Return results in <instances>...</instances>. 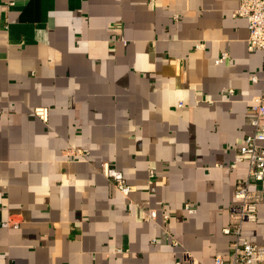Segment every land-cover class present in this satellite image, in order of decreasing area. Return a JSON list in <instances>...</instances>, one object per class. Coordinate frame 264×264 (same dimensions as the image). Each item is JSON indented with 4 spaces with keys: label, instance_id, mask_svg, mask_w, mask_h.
<instances>
[{
    "label": "crops",
    "instance_id": "obj_1",
    "mask_svg": "<svg viewBox=\"0 0 264 264\" xmlns=\"http://www.w3.org/2000/svg\"><path fill=\"white\" fill-rule=\"evenodd\" d=\"M237 6L0 0V264H173L184 252L228 263L222 228L246 177L237 147L264 89V54L247 49ZM103 161L134 190L116 189ZM256 188L257 220L241 237L264 245V180Z\"/></svg>",
    "mask_w": 264,
    "mask_h": 264
},
{
    "label": "built area",
    "instance_id": "obj_2",
    "mask_svg": "<svg viewBox=\"0 0 264 264\" xmlns=\"http://www.w3.org/2000/svg\"><path fill=\"white\" fill-rule=\"evenodd\" d=\"M233 15L244 17L247 21L249 31L247 49L251 52L260 50L264 54V0H238V6L233 11ZM202 45V43L196 44L197 47ZM227 57V53L222 52L215 59V62L220 63ZM251 79L256 81L257 76L253 75ZM229 92H232V89H229ZM33 113L43 121L48 119V109L45 106L35 107ZM263 117L264 89L250 99L246 119L252 125L253 131L245 135L237 147L235 162L245 161L246 177L236 182L234 196L238 202L229 207L230 220L222 228L223 233L233 236L230 241L229 261L224 263L219 258L215 264H264V245L249 242L241 237V225L245 222H255L257 220V205L262 198V191L257 189L256 186L264 180V146L259 144L260 141L264 140ZM73 153L80 154L83 158L86 157V153H83L80 149H73ZM100 171L124 195H128L134 190L132 185L126 183L122 171L109 162H101ZM129 202L139 210L142 220L154 221L157 219L156 209L143 206L140 202L132 200ZM184 207L189 213L194 212V207L188 203ZM168 217V214L163 215L164 219H168ZM3 225L16 227L17 222L9 220L4 222ZM183 254V258L191 264V255L188 252ZM183 258L175 260L173 264H182Z\"/></svg>",
    "mask_w": 264,
    "mask_h": 264
}]
</instances>
